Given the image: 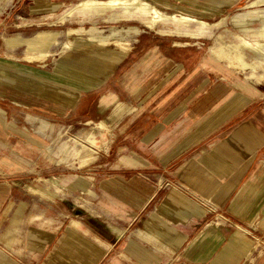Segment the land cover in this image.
<instances>
[{"label": "crops", "instance_id": "1", "mask_svg": "<svg viewBox=\"0 0 264 264\" xmlns=\"http://www.w3.org/2000/svg\"><path fill=\"white\" fill-rule=\"evenodd\" d=\"M73 1L0 0V264H264L262 250L250 258L264 235V81L248 91L241 85L250 76L210 61L200 47L178 45L187 39L146 27L128 51L86 45L56 65L29 63L19 52L24 45L6 44L43 27L66 35L85 25H55ZM148 1L169 14L227 23L235 6L250 7L243 0ZM258 6L252 22L261 25L264 3ZM31 118L48 126L27 124ZM96 119L111 140L89 165L94 176L83 177L86 191L74 189L81 205L23 204L22 136L30 163L50 142L43 163L57 164L45 155L50 149L71 164L55 128L70 137V129Z\"/></svg>", "mask_w": 264, "mask_h": 264}, {"label": "rangeland", "instance_id": "2", "mask_svg": "<svg viewBox=\"0 0 264 264\" xmlns=\"http://www.w3.org/2000/svg\"><path fill=\"white\" fill-rule=\"evenodd\" d=\"M81 0L73 1L72 5L69 9L76 5ZM148 1V0H146ZM253 0H243L241 6L247 4ZM149 2V1H148ZM150 3V2H149ZM249 7V6H248ZM237 6L230 10L232 17L235 16L234 20L231 19L228 23L223 25L220 29H215L212 27H205L200 24H194L191 28L195 35H190L188 33V29L186 26L180 24H172L169 26H151L150 25V15H137L135 17L130 18L129 20L137 21L142 23L144 26H141L139 23H135L133 26H129L126 23L121 21L126 20L124 19L123 12L118 10L117 12L123 16L122 20L119 21H112L109 19V15L105 16V18H99L94 15L78 13L72 20H77L80 22H87L85 25L80 26L78 28L69 30L66 35L62 31L63 28H46L43 27L39 29L40 32L42 30H49L53 32H57L58 35L56 39L50 43L49 53L50 57L46 58L45 61L35 62L37 65H44L43 62L48 63L49 65H56L55 63H62L65 62L72 53L78 49H82L86 45H95V46H108V45H117L123 51H128L127 44L131 41V39H135L142 30L150 29L153 30V33H158L162 36H173L181 39H187L185 43H178V45H195L193 47H200L204 54L208 53V57L210 61H214L219 64H225L228 66L226 62L216 61L214 58L210 56L212 50H215L220 42L218 40V36L222 35L227 42L238 43L240 39L237 36H244L242 33L239 32L238 27L236 26L237 20L240 17L245 16L248 13H255L260 7L250 6L249 8H245L244 10H237ZM158 9V8H157ZM264 7H262V10ZM160 11L164 12L163 10L159 9ZM264 11V10H263ZM166 13V12H164ZM240 13V17H236L237 14ZM169 14V13H166ZM256 14V13H255ZM171 15V14H169ZM257 15V14H256ZM264 15V14H263ZM220 20V19H218ZM218 20L214 21H207L209 23H214ZM206 21V20H204ZM112 22V23H110ZM121 22V23H120ZM250 26L252 27H259L260 23L258 22H250ZM252 24V25H251ZM146 27V28H145ZM163 31V32H162ZM190 31V32H191ZM40 32L36 33L32 38L24 39L21 36L16 37H9L5 39L6 44L11 48H19L24 45L22 49H20V55H23L24 60L26 61L27 56L38 54V51L35 50L34 47V40H36L40 34ZM162 32V33H160ZM68 35H72L68 37ZM246 39H249L251 42L254 43V37L244 36ZM15 39V43H11L10 39ZM189 38V39H188ZM203 38V39H202ZM250 57H253L250 54ZM92 63V62H91ZM228 68L231 71H236L231 69L229 66ZM259 73H264V66H261ZM244 76H251L249 71L243 72ZM247 80V79H246ZM246 90L251 91L253 89H257V85L254 88L244 86V82L241 85ZM54 97H59L58 95L54 94ZM62 97V96H61ZM60 97V98H61ZM29 125L37 124L39 127L44 126L45 128L48 126L47 123L44 121H40L34 118L26 121ZM60 122H55L54 124H58ZM103 123L107 126L108 130H102L100 128V124ZM85 124V125H84ZM83 125H80L76 128L78 129H70L69 136L66 135L63 128L61 126L56 127V140L55 143L59 147V149L64 152L65 155H68L72 158L73 163L70 160L63 161L60 157L53 158L51 155L50 149L46 151L45 155L50 159V161L55 162L57 164H53L52 166H47L43 163L42 155L43 151L47 146L50 145V142L47 143L46 146L38 147V156L33 158L32 162L30 163V154L29 148L26 146L29 145L28 139L23 135L21 140L23 143L22 149V164H21V172L19 176V180L21 181L22 187V203L25 204L29 202L32 198L35 200L39 208L44 209L47 205L56 203L59 208H62V203L66 201L69 203L70 206L74 205V203H79V198L84 197L80 191L74 189H82L86 191V179L83 177L89 176L93 177L95 173L94 166H86L80 168V163L87 161L89 159H93L94 163L97 159V153L103 152L108 149V145L110 144V132L109 127L105 122H101L99 119L86 121ZM82 129H85V132L79 133ZM66 135V136H65ZM66 137V138H65ZM67 140L70 143V146L66 144ZM78 148V149H77ZM13 150L11 148H6L5 150V157L8 160L13 159L11 152ZM41 152V153H40ZM69 153L71 155H69ZM42 154V155H41ZM64 162V164H63ZM59 164V165H58ZM63 164V165H62ZM62 165V166H60ZM91 165V164H90ZM70 167V168H69ZM5 171L13 172V165H7L5 167ZM80 176L77 181L71 182L75 177ZM45 187L50 188L51 190L58 193V197L54 199L44 198L40 195L35 193V190H40ZM74 190H70V189ZM79 205H81L79 203ZM85 207L88 208L86 204ZM264 251V235H262L256 242L255 249L251 255V259H254L253 256H257L259 251ZM255 253V254H254Z\"/></svg>", "mask_w": 264, "mask_h": 264}, {"label": "bare ground", "instance_id": "3", "mask_svg": "<svg viewBox=\"0 0 264 264\" xmlns=\"http://www.w3.org/2000/svg\"><path fill=\"white\" fill-rule=\"evenodd\" d=\"M261 3H264V0H253L249 5L254 6ZM118 10L123 12L124 19L126 20L140 14L150 15L151 26L161 25L165 27L172 24L186 26L189 30L188 33L192 36L196 34L191 31L194 24L220 29L228 20L224 17L214 23H209L190 16L169 15L160 11L146 0H81L63 13L54 23L55 25H63L68 19L74 18L78 13L94 15L99 18H105V16L109 15L110 20L119 21L123 19V16L117 12ZM255 15V13L250 12L240 17L236 22V26L242 35L256 38L254 43L244 36H237L240 39L238 43L227 42L222 35H219L217 38L220 44L210 53L212 58L216 61L226 62L231 69L242 72L249 71L251 76L244 82V86L250 88H254L257 83L264 81V73H259L261 66H264V15L261 17V25L257 28L249 24ZM57 35L58 33L53 31L40 32L38 38L34 40V47L38 51V54L27 56L26 61L35 63L45 61L46 58L50 57V43L56 39ZM15 41L13 38L10 39L12 44ZM250 54L253 57H250ZM100 128L102 130H108L107 126L103 123L100 124ZM69 155L71 154L69 153ZM92 162L93 159L84 161L80 163V168L86 167L92 164ZM35 193L49 199L58 197V193L48 187L35 190Z\"/></svg>", "mask_w": 264, "mask_h": 264}]
</instances>
